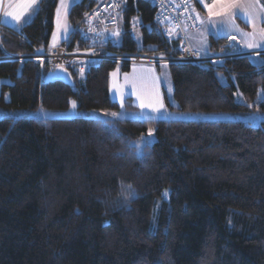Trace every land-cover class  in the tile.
<instances>
[{"label":"trees","instance_id":"obj_1","mask_svg":"<svg viewBox=\"0 0 264 264\" xmlns=\"http://www.w3.org/2000/svg\"><path fill=\"white\" fill-rule=\"evenodd\" d=\"M58 4L41 0L21 29L1 26L0 57L48 51ZM95 4L71 6L74 26ZM156 12L150 0H130L121 51L180 54ZM228 41L211 36V50L226 51ZM85 45L76 34L69 48ZM259 58L170 63L178 105L169 106L264 112V53ZM119 64L132 68L104 59L81 76L71 66L68 85L46 83L47 64L0 60L8 79L0 92L8 113L0 118V264H264V121L38 116L75 98L81 109L118 111L110 83ZM152 128L157 140L138 154L133 141Z\"/></svg>","mask_w":264,"mask_h":264},{"label":"rangeland","instance_id":"obj_2","mask_svg":"<svg viewBox=\"0 0 264 264\" xmlns=\"http://www.w3.org/2000/svg\"><path fill=\"white\" fill-rule=\"evenodd\" d=\"M81 0H63L66 7L62 8V0L59 1L58 9L60 10L59 18L57 15V28L56 35L64 36L67 34L69 27L72 28V23L69 20V13H67L68 6L71 2H79ZM200 7V17L201 22H205V26L200 35L198 44L203 48H208L209 40L206 36H214L216 38L221 37L223 33H233L239 41L229 42L226 47V51L213 52L222 54H234L242 52L241 48L244 50L254 51L250 56L255 60H260L259 51L264 50V37L261 36V30L264 29L262 22L259 21L260 9L256 3H248L253 0H229V2H234L239 7H233L224 13L222 7L219 3H216V7L211 9V13L220 12V15L211 14L209 7L216 0H196ZM57 9V12H58ZM241 9H246L248 12L253 13L251 21L241 12ZM206 16V17H205ZM205 18V19H204ZM140 20L135 19L133 22L134 34L138 39L139 44H141V33H140ZM253 24L255 27H253ZM196 34V33H195ZM194 33L188 30L189 42L192 43L196 39L194 38ZM204 34V35H203ZM252 34V35H249ZM192 35V37H191ZM197 35V34H196ZM239 43L241 47L237 44ZM193 44V43H192ZM249 44H258L259 47H249ZM195 48V46H194ZM42 50V49H40ZM180 50V48H179ZM38 51V50H37ZM36 51V52H37ZM34 52V53H36ZM209 52V50L207 51ZM144 53V52H143ZM205 52H202L204 54ZM13 55H24L16 53H7ZM26 54V53H25ZM148 54V53H147ZM153 55V54H152ZM166 57H177L176 54H160ZM231 57V56H230ZM229 57V58H230ZM11 59V58H10ZM24 61L25 59H20ZM225 60V59H224ZM222 62V61H217ZM214 61L213 63H217ZM170 61L160 62V63H132V68L130 71H123L121 64L113 70L111 74L110 92L114 100L120 104V109L118 111L104 110V109H81L79 108L78 100L75 98L72 101L71 106L66 110H45L40 109L37 111L38 116L41 117H71L74 115H83L96 118H109L116 115L121 118H132V119H148V118H168V119H202V120H228V119H243L254 125H261L264 121V112L262 113H248L243 115L234 116L226 112H188L176 110L169 106V103L173 105H178L174 97V82L172 79ZM8 81L6 78H0V92L1 85L3 82ZM237 98L242 97V91L238 88L236 91ZM169 100V102H168ZM127 102H130L136 107L128 108ZM163 105L159 111L154 110L155 108ZM143 105V107H142ZM8 115V113L0 108V118ZM149 132L144 134L140 138L133 141L136 146L138 154H143L144 147L147 144H153L157 140L156 130L154 128L150 129Z\"/></svg>","mask_w":264,"mask_h":264},{"label":"built area","instance_id":"obj_3","mask_svg":"<svg viewBox=\"0 0 264 264\" xmlns=\"http://www.w3.org/2000/svg\"><path fill=\"white\" fill-rule=\"evenodd\" d=\"M157 8L155 21L162 27L164 34L171 41L178 40L180 54L173 56L170 62L209 65L214 61L245 55V51L223 57L222 53L203 55L193 49L189 42L188 30L197 29L201 24L200 10L194 0H150ZM130 0H96V4L75 26L71 39L63 45H54L47 51L8 56L11 59H32L53 69L56 66H74L81 76H86L90 69L99 66L104 59L119 63H160V54L121 51L122 28L121 13ZM76 34L86 42L84 48L70 49L69 45ZM87 55H91L90 57ZM120 55V57H118ZM154 58V59H152Z\"/></svg>","mask_w":264,"mask_h":264},{"label":"crops","instance_id":"obj_4","mask_svg":"<svg viewBox=\"0 0 264 264\" xmlns=\"http://www.w3.org/2000/svg\"><path fill=\"white\" fill-rule=\"evenodd\" d=\"M40 1L41 0H38V4ZM27 3H28V0H0V27L2 26V27H9L12 29H21L26 23L30 22L36 14V8H37L38 4L35 7H27ZM248 3H250V4L256 3L257 4V0H253V2L250 1ZM73 4L74 3L71 2V4L68 6L67 13H69L70 8ZM258 4L264 5V0H258ZM57 9H58V7H57ZM199 9H200V7H199ZM9 12L13 13L14 15H19L20 19L17 21L16 19L13 18V16L6 15V13H9ZM257 16H259V21H260V23L262 22L263 27H264V10L260 9ZM56 19H57V10H56V14H55V29L53 31V34L51 37V42H50L51 46L63 45L66 41L71 39V36H72L73 32L75 31V26L71 22L72 28L69 27L67 34L64 36H57L56 35V28H57ZM69 20H70V18H69ZM206 20H208V16H207ZM206 20H203V22H201L200 26L197 29H193L190 31L194 34L195 33L197 34V35L196 34L194 35V38L196 40L194 42H192L193 44L190 43V45L193 49L199 51L201 54H202V52H205L203 55H210L213 53V51L211 50V46H210V37L211 36H208V37L206 36V38H208V40H209L208 48H203L202 46H200L198 44L199 38L202 37V35H200V34L203 31ZM221 35H222L221 37L229 39V42L239 41L237 38H235L236 36L233 33H226L225 32ZM191 37H192V35H191ZM237 44L239 45V47H241V45L239 43H237ZM194 46H195V48H194ZM263 47H264V45H263ZM208 50H209V52H207ZM241 50L242 51H250V50H244L242 48H241Z\"/></svg>","mask_w":264,"mask_h":264},{"label":"snow or ice","instance_id":"obj_5","mask_svg":"<svg viewBox=\"0 0 264 264\" xmlns=\"http://www.w3.org/2000/svg\"><path fill=\"white\" fill-rule=\"evenodd\" d=\"M216 3H219L221 5L222 10H223L224 13H227L230 8L239 7L234 2H229V0H216V2L213 3L211 6L205 5V7H209V11L211 13V9L216 7ZM37 4H38V0H28L27 7H35V6H37ZM257 4H258V0H257ZM61 7L62 8L66 7V5L63 3V0H62V3H61ZM258 7L260 9L264 10V5L258 4ZM241 12H242V14H244L251 21V19L253 17V13L252 12H248L246 9H241ZM59 14H60V10L58 9V12H57L58 18H59ZM211 14L220 15L221 13L220 12H216V13H211ZM6 15L13 16V18L16 19L17 21L20 19L19 15H14L13 13H10V12L6 13ZM253 27H255L254 24H253ZM249 35H252V34H249ZM261 36L264 37V29L261 30ZM248 46L249 47H259L258 44H249ZM142 107H143V105H142ZM162 107H163V105L160 104V107L155 108L154 110L159 111L160 108H162ZM112 115H116V114L113 113ZM149 135H151V130H149Z\"/></svg>","mask_w":264,"mask_h":264},{"label":"water","instance_id":"obj_6","mask_svg":"<svg viewBox=\"0 0 264 264\" xmlns=\"http://www.w3.org/2000/svg\"><path fill=\"white\" fill-rule=\"evenodd\" d=\"M253 52L255 53V51H248L245 53V55H250ZM259 53H264V50L259 51ZM4 59H10V57L9 56L0 57V60H4ZM15 59H19V58L17 57ZM171 63H174V62H171ZM56 81H61V82H64L68 85H71L74 83L75 78H74L72 71L70 70L69 67L56 66L46 74L45 82L46 83H52V82H56Z\"/></svg>","mask_w":264,"mask_h":264},{"label":"bare ground","instance_id":"obj_7","mask_svg":"<svg viewBox=\"0 0 264 264\" xmlns=\"http://www.w3.org/2000/svg\"><path fill=\"white\" fill-rule=\"evenodd\" d=\"M227 55H232V54L226 53V54H223V57H226ZM87 56L90 57L91 55H87ZM118 57H120V55H118ZM152 59H154V58H152ZM172 59H173V57H160V60L163 62H167V61H170Z\"/></svg>","mask_w":264,"mask_h":264}]
</instances>
